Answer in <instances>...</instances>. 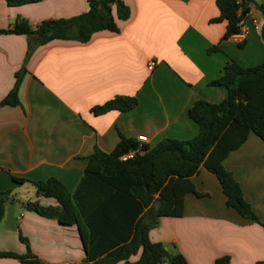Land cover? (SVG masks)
Returning <instances> with one entry per match:
<instances>
[{
	"label": "crops",
	"instance_id": "1",
	"mask_svg": "<svg viewBox=\"0 0 264 264\" xmlns=\"http://www.w3.org/2000/svg\"><path fill=\"white\" fill-rule=\"evenodd\" d=\"M263 1L252 0L246 8L242 29L247 35L229 39H223L227 22H213L221 15L217 0H123L131 16L120 21L113 8L120 32L97 33L88 43L56 40L39 46L28 36L0 33V102L24 70L20 104L0 107V197L8 194L0 252L26 255L22 236L43 264H83L86 252L78 226L28 210L27 203L52 208L59 203L13 177L55 178L74 194L96 149L110 154L122 138L138 144L141 136L148 149L165 139H194L199 126L189 110L200 100H225L227 90L210 85L225 65L264 64ZM87 11V0H42L17 7L0 0V30L18 18L35 27ZM253 20L261 30H255ZM150 61H155L153 70ZM118 96L137 98V107L93 113ZM223 166L264 224V141L250 133ZM192 182L202 196L187 194L182 217H160L149 240L182 254L188 264H215L223 258L228 264H264L263 226L228 207L218 178L204 167ZM0 264L23 263L0 258Z\"/></svg>",
	"mask_w": 264,
	"mask_h": 264
},
{
	"label": "trees",
	"instance_id": "2",
	"mask_svg": "<svg viewBox=\"0 0 264 264\" xmlns=\"http://www.w3.org/2000/svg\"><path fill=\"white\" fill-rule=\"evenodd\" d=\"M6 1L9 6L17 7L42 0ZM251 1L217 0L221 15L213 22H227L223 39L241 33L246 8ZM87 4L88 11L80 16L43 21L35 27L26 19L18 18L0 33L28 36L39 46L56 40L88 43L100 32L119 33L117 19L127 21L131 16L123 0H87ZM114 7L117 19L113 15ZM259 9L264 16V3ZM261 36L264 40V26ZM216 50L217 47L213 49ZM23 72L16 74L15 85L0 102V107L20 104ZM210 85L224 87L227 97L217 104L200 100L190 108L189 117L199 126L194 139H165L153 149L145 148L144 155L126 162L120 157L136 148L137 143L132 140L122 138L110 154L96 149L74 194L55 178L29 181L13 177L15 183H30L38 196L53 198L59 203L58 208L27 203V209L61 224L78 226L86 252L83 264H188L182 254H174L161 243H152L148 234L160 217H182L187 194L202 196L192 177L204 167L218 178L227 206L264 228L245 201L232 173L223 166L227 156L241 147L250 133L264 141V64L244 68L236 61H230L223 68L221 77ZM137 105L135 97L118 96L92 111L96 115L126 112ZM7 202L8 194L0 197V223ZM20 239L27 247L26 255L0 252V258L16 259L23 264H43L31 252L27 239L22 236ZM137 256L138 260L132 263L131 258ZM228 263V258L215 262Z\"/></svg>",
	"mask_w": 264,
	"mask_h": 264
},
{
	"label": "built area",
	"instance_id": "3",
	"mask_svg": "<svg viewBox=\"0 0 264 264\" xmlns=\"http://www.w3.org/2000/svg\"><path fill=\"white\" fill-rule=\"evenodd\" d=\"M253 25H254L255 30H261V25L257 20H253ZM247 31H248L247 29H244V30L242 29L241 33L236 36L244 37L245 35H247ZM154 67H155V61H150L148 64L149 70H153ZM146 142H147V138L145 136L139 137V143L137 144L136 148L131 149L128 152L124 153L120 157V160L122 162H126L129 160H133L137 158L138 156L144 155L146 153V149L144 146Z\"/></svg>",
	"mask_w": 264,
	"mask_h": 264
},
{
	"label": "rangeland",
	"instance_id": "4",
	"mask_svg": "<svg viewBox=\"0 0 264 264\" xmlns=\"http://www.w3.org/2000/svg\"><path fill=\"white\" fill-rule=\"evenodd\" d=\"M258 1V0H257Z\"/></svg>",
	"mask_w": 264,
	"mask_h": 264
}]
</instances>
